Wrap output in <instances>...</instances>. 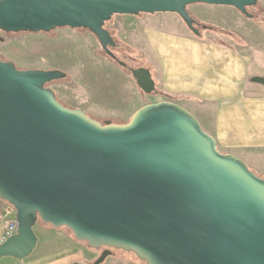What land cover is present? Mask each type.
I'll return each mask as SVG.
<instances>
[{"label": "water", "instance_id": "95a60500", "mask_svg": "<svg viewBox=\"0 0 264 264\" xmlns=\"http://www.w3.org/2000/svg\"><path fill=\"white\" fill-rule=\"evenodd\" d=\"M258 1L0 0V32L87 30L125 67L104 28L114 16L172 13L198 36L187 7H232L252 19ZM129 72L141 92H155L149 70ZM66 76L0 60V201L17 222L0 260L28 258L41 222L103 249L92 264L112 250L144 264H264V178L221 154L177 104H147L122 125L63 106L48 85Z\"/></svg>", "mask_w": 264, "mask_h": 264}, {"label": "crops", "instance_id": "0c3cea01", "mask_svg": "<svg viewBox=\"0 0 264 264\" xmlns=\"http://www.w3.org/2000/svg\"><path fill=\"white\" fill-rule=\"evenodd\" d=\"M158 14L162 17L158 18ZM158 14L115 16L113 22L126 44L150 66L146 69L155 89L170 102L186 106L223 153L264 149V74L249 71L252 59L245 51V43L225 41L226 35L221 39L222 33L211 30H219L216 26L208 27L192 14L205 25L201 30L200 24L196 26L198 36L176 14ZM170 26L176 31H167ZM4 205L0 201V212ZM41 231L47 238L41 250L37 244L28 258H3L0 264H92L99 256L96 250L64 232V228L42 224ZM2 235L0 224V243ZM36 235L38 238L37 232ZM107 261L102 264L131 263L125 252Z\"/></svg>", "mask_w": 264, "mask_h": 264}, {"label": "rangeland", "instance_id": "374dc122", "mask_svg": "<svg viewBox=\"0 0 264 264\" xmlns=\"http://www.w3.org/2000/svg\"><path fill=\"white\" fill-rule=\"evenodd\" d=\"M194 5L195 7L187 8L189 15L204 20L208 27L216 26L219 30L215 28L211 30L222 33L221 39H224L225 35L228 36L225 41L232 39L245 43L247 49L245 51L252 59L249 71L264 74V0H259L255 7L247 9L248 13L253 15L252 19L246 18L232 7ZM157 16L162 17L160 14ZM114 20L115 16L105 24L104 28L117 45L116 48L110 49L112 54L118 62L125 64V67L109 58L90 32L69 28H60L49 33L0 32V36L4 39L0 44V60L13 63L19 70H59L65 73L67 75L65 79L48 85L59 103L70 109H80L100 123L109 121L117 125L125 124L137 109L147 104L170 102V100H167L158 89L150 95L138 89L129 69H150V66L145 65L138 52L126 44L122 35L113 26ZM195 22L200 24L196 20ZM202 25L200 24V30ZM167 31L176 30L170 26ZM178 105L188 110L183 104ZM201 128L206 133L202 124ZM217 150L225 154L221 148L217 147ZM230 155L243 161L252 174L264 178V149L235 151ZM41 225L42 223L38 222L34 227V232L38 234V251L47 242L41 231ZM64 232L72 236L67 229H64ZM102 250L96 251L100 255ZM111 252V256L105 261L110 262L111 258L123 254L122 251L117 250ZM128 255L130 264H144L132 253Z\"/></svg>", "mask_w": 264, "mask_h": 264}, {"label": "built area", "instance_id": "2783aa9c", "mask_svg": "<svg viewBox=\"0 0 264 264\" xmlns=\"http://www.w3.org/2000/svg\"><path fill=\"white\" fill-rule=\"evenodd\" d=\"M0 224L3 230L1 243L8 237L14 235L17 231V222L15 219V210L12 206L5 203L0 212Z\"/></svg>", "mask_w": 264, "mask_h": 264}, {"label": "trees", "instance_id": "16d2710c", "mask_svg": "<svg viewBox=\"0 0 264 264\" xmlns=\"http://www.w3.org/2000/svg\"><path fill=\"white\" fill-rule=\"evenodd\" d=\"M196 26H199V24L196 23ZM200 27V26H199ZM202 28H204V26H202ZM207 29H210V28H207Z\"/></svg>", "mask_w": 264, "mask_h": 264}, {"label": "flooded vegetation", "instance_id": "af4514ba", "mask_svg": "<svg viewBox=\"0 0 264 264\" xmlns=\"http://www.w3.org/2000/svg\"><path fill=\"white\" fill-rule=\"evenodd\" d=\"M116 47H117V45H116L114 48H116ZM114 48H113V49H114Z\"/></svg>", "mask_w": 264, "mask_h": 264}]
</instances>
